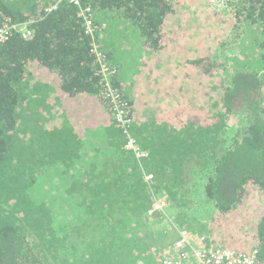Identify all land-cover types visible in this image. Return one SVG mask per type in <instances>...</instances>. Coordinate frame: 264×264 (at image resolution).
I'll return each instance as SVG.
<instances>
[{
	"label": "trees",
	"instance_id": "16d2710c",
	"mask_svg": "<svg viewBox=\"0 0 264 264\" xmlns=\"http://www.w3.org/2000/svg\"><path fill=\"white\" fill-rule=\"evenodd\" d=\"M222 4L0 0V22L31 30L0 45V264L178 259L173 245L164 253L152 226L162 215L148 214L155 193H163L178 231L194 243L202 238L208 250L255 252L264 264V0ZM123 20L141 44L125 84L124 63H111L117 34L127 36ZM243 22L262 38L259 56L248 70L229 73L218 50ZM97 53L109 68L108 83ZM257 59L262 68H253ZM107 84L130 109L125 128L108 112ZM129 138L138 152L126 147ZM88 141L91 167L77 171ZM61 167L69 170L66 196L76 209L64 229L56 226L55 203L32 196ZM196 202L210 215H192Z\"/></svg>",
	"mask_w": 264,
	"mask_h": 264
},
{
	"label": "rangeland",
	"instance_id": "374dc122",
	"mask_svg": "<svg viewBox=\"0 0 264 264\" xmlns=\"http://www.w3.org/2000/svg\"><path fill=\"white\" fill-rule=\"evenodd\" d=\"M223 0L216 1L214 0V3L217 8H220L223 6L222 4ZM102 20V19H100ZM114 25V24H113ZM243 30H240L237 28H232L231 34L228 35L225 42L223 43L222 47L218 50L220 52L219 56L221 57V60L225 64V69L230 73L231 68L233 67H241L245 70H248L247 65L250 64V62H255L256 58H258L259 54L258 51L259 48L257 47V44L262 41L261 36L254 30V32H250L248 26L245 24V22L242 23ZM251 29H254V27H250ZM130 31V30H129ZM131 32V31H130ZM120 33V32H118ZM123 33V32H122ZM132 33V32H131ZM121 34V33H120ZM117 34V38H119V35ZM232 34H234V38L232 39ZM123 37H125L122 34ZM239 39H243V42L241 44V41ZM127 41L125 46L127 47ZM130 42V41H129ZM244 47H251L253 50H250L248 52L244 49ZM130 52H133V49H130ZM135 57H131L128 55V52L125 50L122 53V61L124 63L123 70L120 72L123 77H121V81L128 82L129 78L131 77V67L130 63H128L131 59H134L138 57V52H136ZM133 56V55H132ZM115 57V56H114ZM233 58V59H231ZM257 64L253 65V68L261 67L259 65L260 59H257ZM239 68V69H241ZM237 119V117H235ZM237 119V122L240 120ZM230 135L233 136L236 134V129L238 128V124L231 125ZM100 130V128L98 129ZM91 140V139H90ZM89 140V141H90ZM87 139L85 138V142ZM86 144L85 146V153L83 154V160L80 163H83V166L76 165L77 171L81 168H87L89 169L91 160L94 158V153L91 152L90 149V143ZM73 170V169H72ZM69 178V170H66L65 168H59L55 173L50 174L47 178H44L43 181L40 182V186L36 189L35 192L32 193V196L35 200H43L45 202H51L55 203L53 206L55 210L54 218H57L58 224L56 225L58 229H64V225L69 228L70 222H72V218L74 217V214L76 213V209L69 205V197L66 196V184L67 179ZM154 202L156 204L161 205L162 209V215L155 220L154 224L152 225L155 227V231L158 235V237L161 238L162 244L164 245L163 251L166 254L167 251L170 250L171 246H175L176 241L179 238V231L178 227L175 221V210L171 209L170 203L167 202L165 199L163 193L162 195L159 193H155L151 195ZM196 200V199H195ZM75 212V213H74ZM191 214L198 217H205L209 214V211L206 210L205 206L200 203L196 202L195 205L191 209Z\"/></svg>",
	"mask_w": 264,
	"mask_h": 264
},
{
	"label": "built area",
	"instance_id": "2783aa9c",
	"mask_svg": "<svg viewBox=\"0 0 264 264\" xmlns=\"http://www.w3.org/2000/svg\"><path fill=\"white\" fill-rule=\"evenodd\" d=\"M71 4H77L78 0H67ZM54 9V5L51 6ZM88 9L82 12L85 18L86 27L89 31L92 30L93 22L87 14ZM13 33H19L23 38H28L31 35V30L26 23L11 24L7 20L0 22V45L7 41ZM101 65L104 82L108 83L109 68L105 66V62L100 53L96 54ZM105 98L109 100L108 111L116 121L119 127L125 128L130 123L128 105L122 98L121 94L113 86H108L103 89ZM126 147L137 152L134 141L129 138ZM146 180H150V175H145ZM162 206L154 205L153 210H158ZM187 232H179V238L175 244L178 259L170 256L163 264H257L255 252L242 254L234 250H228L221 247H215L213 250H208L201 246L203 239L194 241L190 240ZM197 244V246H193ZM188 248L191 252L186 251Z\"/></svg>",
	"mask_w": 264,
	"mask_h": 264
},
{
	"label": "crops",
	"instance_id": "0c3cea01",
	"mask_svg": "<svg viewBox=\"0 0 264 264\" xmlns=\"http://www.w3.org/2000/svg\"><path fill=\"white\" fill-rule=\"evenodd\" d=\"M98 20H100V19H98ZM124 22H126V21H122L121 23H120V25H123V28L126 30V32H124L127 36H125L124 38H121V39H119V38H116V42H114V44H113V46H114V52H113V60H111V63L112 64H114V65H116L118 62H123L122 61V53H123V51H127L128 52V55H130L131 57H134L135 55V53L136 52H139L140 53V49L138 48V47H140V43L139 42H137L138 40H140L139 38H138V36H137V34H136V32H135V28H133V27H129L128 25L129 24H127V23H124ZM125 26V27H124ZM119 28V27H118ZM132 32H130V31ZM123 37V36H122ZM107 39V38H106ZM126 39H128L129 41H127V44H128V46L126 47L125 46V44H126ZM126 48V49H125ZM130 49H133V52H130ZM108 50H109V48H108ZM110 51V50H109ZM108 52V51H107ZM133 55V56H132ZM115 56V57H114ZM129 60H131V58L129 59ZM123 70V68L122 69H120V72ZM119 77L121 78V77H123V75L120 73L119 74ZM120 82L121 83H126V82H123V81H121V79H120Z\"/></svg>",
	"mask_w": 264,
	"mask_h": 264
},
{
	"label": "bare ground",
	"instance_id": "6f19581e",
	"mask_svg": "<svg viewBox=\"0 0 264 264\" xmlns=\"http://www.w3.org/2000/svg\"><path fill=\"white\" fill-rule=\"evenodd\" d=\"M138 152V151H137ZM157 212V211H161L162 212V209H158V210H153V208L148 212V214H151L152 212ZM180 232H186V231H180ZM226 249V248H225ZM228 250H231V249H228Z\"/></svg>",
	"mask_w": 264,
	"mask_h": 264
},
{
	"label": "water",
	"instance_id": "95a60500",
	"mask_svg": "<svg viewBox=\"0 0 264 264\" xmlns=\"http://www.w3.org/2000/svg\"><path fill=\"white\" fill-rule=\"evenodd\" d=\"M109 112V111H108ZM109 114H110V112H109ZM111 115V114H110ZM112 116V115H111Z\"/></svg>",
	"mask_w": 264,
	"mask_h": 264
}]
</instances>
